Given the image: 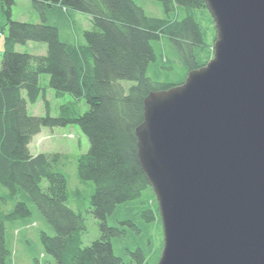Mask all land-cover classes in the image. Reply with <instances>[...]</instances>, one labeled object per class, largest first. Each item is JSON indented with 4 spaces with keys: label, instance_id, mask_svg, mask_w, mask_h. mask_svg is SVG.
Listing matches in <instances>:
<instances>
[{
    "label": "trees",
    "instance_id": "obj_1",
    "mask_svg": "<svg viewBox=\"0 0 264 264\" xmlns=\"http://www.w3.org/2000/svg\"><path fill=\"white\" fill-rule=\"evenodd\" d=\"M155 1L162 4L165 19L148 16L134 0H32L42 21L36 25L15 22V1L0 0L6 18L0 35L7 33L0 67V185L8 191L0 201L8 207L9 199L27 196L53 228L54 236L41 233L44 252L54 259L47 264H150L142 250L132 253L130 262L115 254L112 241L126 230L110 226L107 220L147 191L156 210L148 209L142 217L147 222L160 218L139 161L136 130L144 122L145 99L182 85L187 76L178 85L151 80L148 70L158 62L154 43L169 38L187 74L210 61L213 47L206 43L195 17L196 10H207L205 0ZM53 7L91 18L92 28L84 32L85 46L62 41L60 30L47 23L46 11ZM30 42L47 45V54L16 52L17 46ZM165 59L164 66L169 62ZM42 76H48V85L41 84ZM121 82L134 86L126 93ZM47 90L64 101L71 96L73 102L62 105L53 117ZM40 99L44 116L30 115L28 108ZM81 100L89 106L85 114L79 112ZM70 126L78 127L89 142L88 152L77 157L78 175L94 184L89 212L99 223L100 238L88 247L81 242L84 217L70 206L67 179L58 170L69 155L34 156L30 150L44 129L54 133ZM31 216L24 202L7 214L0 213V264H7L11 255L6 223Z\"/></svg>",
    "mask_w": 264,
    "mask_h": 264
},
{
    "label": "water",
    "instance_id": "obj_2",
    "mask_svg": "<svg viewBox=\"0 0 264 264\" xmlns=\"http://www.w3.org/2000/svg\"><path fill=\"white\" fill-rule=\"evenodd\" d=\"M214 60L151 93L138 157L159 205L158 264H264V0H205Z\"/></svg>",
    "mask_w": 264,
    "mask_h": 264
},
{
    "label": "rangeland",
    "instance_id": "obj_3",
    "mask_svg": "<svg viewBox=\"0 0 264 264\" xmlns=\"http://www.w3.org/2000/svg\"><path fill=\"white\" fill-rule=\"evenodd\" d=\"M134 2L148 16L165 19L166 15L160 2L155 0H134ZM71 13L70 18L65 15L66 20L64 22L60 21V23H57V21H54L53 24L58 26L62 41L85 46L84 32L92 28V21L89 20V16L76 12ZM22 14L25 15V12L22 11ZM195 15L204 33L206 43L213 46L210 61L214 60V46L218 37L212 15L205 9L196 10ZM181 16H183V13L180 14ZM5 23L6 18L0 6V28ZM6 35L7 33H4V37ZM154 47L158 56V62L150 66L148 77L157 84L178 85L182 83L187 76V72L169 38L162 37L159 42L154 43ZM0 48L3 50V38L1 36ZM17 49L19 52L37 56H44L43 52H45L44 46H40L37 43H30L28 47L18 46ZM163 57L169 61L165 66L161 63L162 59H164ZM48 79V76H42L41 84L43 85ZM121 84L126 89V93L134 86V83L131 82H121ZM71 99H73L71 96H67V99L64 101L56 98L55 94H49L47 101L53 109L51 115L53 117L58 116L59 108L62 104ZM78 108L81 114H85L89 110V106L85 100L79 102ZM29 113L35 117L44 116L43 101L40 100L36 106L30 105ZM51 133L52 130L44 129L41 135L34 138L30 145V150L34 156L41 153L69 155L68 159L58 166V170L67 179L70 206L84 217L86 231L81 234V242L82 247H88L100 238L99 223L89 212L91 196L95 189L94 184L82 181L78 175L77 157L88 152L89 142L76 126H70L67 129H56L54 133ZM7 194V189L0 185V198H5ZM151 196V191H147L139 201L120 206L116 215L109 217L107 220L110 226L126 230L125 235L112 241L115 254L126 262L134 261L132 253H135L137 250L144 252L150 264H158L162 256L164 235L159 215L156 216L155 221L150 222H147L142 217V213L148 209L156 210V205L150 203L153 200ZM19 202L27 204L32 212V216L6 223V240L11 252L7 264H47L54 262V259L47 256L44 252L41 243V233L54 236L55 231L44 220L34 203L27 196L19 194L14 199H9L8 207L0 201V213L7 214L11 212ZM129 224H132V226Z\"/></svg>",
    "mask_w": 264,
    "mask_h": 264
},
{
    "label": "crops",
    "instance_id": "obj_4",
    "mask_svg": "<svg viewBox=\"0 0 264 264\" xmlns=\"http://www.w3.org/2000/svg\"><path fill=\"white\" fill-rule=\"evenodd\" d=\"M22 11L25 12V15L22 14ZM65 13L66 12L64 10H62L60 7H53L52 9H47V11H46L47 23L50 25H55V24H53L54 21H57V23H60V21L64 22L66 20L65 15L68 14V13H66V14ZM25 16H27V18H25ZM66 16L68 18H70L71 15H66ZM13 19L17 22H22V23H31V24L42 23L39 14L32 8V0H15V6L13 9ZM29 44H27L26 46L28 47ZM40 46H44L45 52H43L44 53L43 55H45L47 53V46H45V45H40ZM17 47H16V50L19 52ZM2 51L3 50L0 48V67H1V62H2V56H1ZM20 53H22V52H20ZM45 85H48V81L45 82ZM49 94H54V93L51 90H47L46 95L48 96ZM69 102H73V100H71ZM66 103H63L62 105L66 104Z\"/></svg>",
    "mask_w": 264,
    "mask_h": 264
}]
</instances>
